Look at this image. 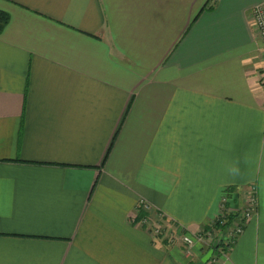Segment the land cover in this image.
<instances>
[{"label": "crops", "instance_id": "obj_1", "mask_svg": "<svg viewBox=\"0 0 264 264\" xmlns=\"http://www.w3.org/2000/svg\"><path fill=\"white\" fill-rule=\"evenodd\" d=\"M262 2L0 0V264H198L252 186L217 264H264Z\"/></svg>", "mask_w": 264, "mask_h": 264}, {"label": "built area", "instance_id": "obj_2", "mask_svg": "<svg viewBox=\"0 0 264 264\" xmlns=\"http://www.w3.org/2000/svg\"><path fill=\"white\" fill-rule=\"evenodd\" d=\"M253 24L258 38L264 49V2L252 9ZM261 82L264 83V72L261 74ZM258 201L256 189L251 187L250 193L244 199L242 207L234 208L228 204L226 197L222 198L217 216L208 224V228H202L198 233L191 235L183 233L180 241L185 248V253L190 256L196 242H202L211 248L213 241L221 235L218 247L214 250L210 260L206 264H217L220 255L226 252L236 243L244 231L248 221L257 213ZM136 212H141L138 222L149 231L151 236L160 242L172 243L175 237L165 233L161 220L163 216L152 215L150 205L139 200ZM135 218V215L132 217ZM207 249V250H208Z\"/></svg>", "mask_w": 264, "mask_h": 264}, {"label": "water", "instance_id": "obj_3", "mask_svg": "<svg viewBox=\"0 0 264 264\" xmlns=\"http://www.w3.org/2000/svg\"><path fill=\"white\" fill-rule=\"evenodd\" d=\"M220 239H221V235L218 236V237L213 241L211 248H209V249H208V250H207V251L201 256L200 261H199L198 264H206V263L210 260V258H211V256H212L214 250H215V249L218 247V245H219V241H220Z\"/></svg>", "mask_w": 264, "mask_h": 264}, {"label": "trees", "instance_id": "obj_4", "mask_svg": "<svg viewBox=\"0 0 264 264\" xmlns=\"http://www.w3.org/2000/svg\"><path fill=\"white\" fill-rule=\"evenodd\" d=\"M8 21H9V15L4 11H0V32L8 23ZM206 228H208V225L204 227V229Z\"/></svg>", "mask_w": 264, "mask_h": 264}]
</instances>
